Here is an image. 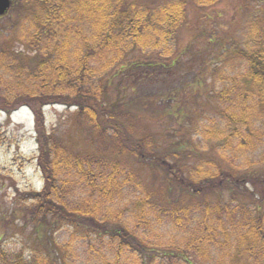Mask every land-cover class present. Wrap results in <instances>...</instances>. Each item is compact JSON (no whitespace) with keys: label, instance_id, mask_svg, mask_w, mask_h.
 <instances>
[{"label":"trees","instance_id":"1","mask_svg":"<svg viewBox=\"0 0 264 264\" xmlns=\"http://www.w3.org/2000/svg\"><path fill=\"white\" fill-rule=\"evenodd\" d=\"M19 1L16 41L0 45V112L8 119L22 108L33 113L37 151L28 161L36 163L43 188L17 190L6 220L17 226L14 214H21L22 231L31 226L37 249L0 238V264H71L67 254L78 235L109 237L112 264L125 258L139 264L155 241L142 229L155 236L163 218L183 228L178 233L185 245L182 258L166 254L167 264H264V169L250 159L259 156L264 166V12L231 44L228 60L241 62L238 69L208 72L220 84L212 81L217 117L203 126V135L223 147L192 163L189 142L160 151L157 138L135 126L165 118L174 101L191 122V102L198 99H187L185 91L194 87L149 94L139 87L160 81L178 63L171 45L189 25V7L221 0H164L157 6L141 0ZM127 90L128 101L122 94ZM48 106L74 111L92 134L89 153L77 152L48 127ZM157 171L164 180L148 193L142 173ZM129 203L136 207L132 220L126 218ZM63 228L72 230V244L58 242Z\"/></svg>","mask_w":264,"mask_h":264},{"label":"rangeland","instance_id":"2","mask_svg":"<svg viewBox=\"0 0 264 264\" xmlns=\"http://www.w3.org/2000/svg\"><path fill=\"white\" fill-rule=\"evenodd\" d=\"M14 5L10 13L0 19V45L16 41L18 28L19 12L22 10L21 1L13 0ZM146 5H160L164 0H141ZM18 4V5H16ZM260 0H221L213 7L196 8L190 6L188 11L189 25H184L177 31L174 38L176 42L171 45V50H177L179 54L178 63L172 68L170 73L164 74L160 81H154L151 84L143 85L140 92L149 94L153 92H166L171 88L182 86H193V89L185 91L188 93L187 99L197 98L198 102H191L193 119L188 121L184 119V111L180 107L179 101L171 104L170 114L160 121H137L135 129L137 132L152 133L157 138L160 151H163L174 143L189 142L192 156L190 161L194 163L198 155L216 156L217 152L223 147V143L218 144L213 140L207 141L203 135V126L209 125V119L216 118L215 103L209 97L214 76L209 75L211 68L224 66L226 73L238 69L241 62L230 61L228 51L231 50L232 43H238L242 40L247 27L253 19L264 12V3ZM15 48L21 51L23 48L16 45ZM167 55V51L159 49L157 54ZM120 69L118 68L116 72ZM209 70V71H208ZM122 75V74H120ZM119 75V76H120ZM118 80L112 81L109 100L116 98L115 86ZM202 82V86L198 84ZM216 86H219V80ZM125 83V82H124ZM128 85V84H127ZM210 85V86H209ZM122 94L127 101L131 99V93L127 90ZM187 107V106H186ZM63 106L46 107L47 125L63 140L68 142L72 148L79 153H89L93 146L91 143L92 134L90 130L79 125L74 116V111ZM190 111V107H188ZM191 112V111H190ZM181 113V116H180ZM192 113L191 116H192ZM190 118V116H189ZM0 238L9 246H34V239L31 235V226H27L22 231V216L19 213L14 214V223L18 226L10 227L6 222L9 219V212L15 208V197L17 190L20 193L28 189L39 188L38 182L41 180L36 163L29 162L37 151L35 121L34 115L27 108L20 109L14 113L11 119L0 112ZM186 129H185V128ZM185 132V135L183 134ZM253 159V165L261 166L259 156L250 157ZM183 163H187V156H182ZM147 191L157 192L160 184L164 180V174L161 172H149L143 175ZM135 192V190H133ZM156 202H158L156 200ZM136 212V207L129 203L126 218L132 220V213ZM156 225L153 224V229ZM160 232L151 235L152 230L146 232L148 237L155 239L148 246L150 257L146 256L139 264H164L166 254H177L182 258L185 247L182 235L178 232L183 231L182 227H175L168 223L166 218L160 222ZM174 238L172 243L171 239ZM73 242L67 259L71 264H112L115 256V248L111 247L109 237L99 238L97 236H77ZM56 238L60 244L70 242L72 244V230L63 228L58 231ZM37 249V246H34ZM129 255V253H128ZM129 257V256H128ZM179 260V259H178ZM124 264H137L134 259L128 262L125 258ZM202 263L212 264L213 262L202 261ZM167 264V263H166ZM180 264H186L182 261Z\"/></svg>","mask_w":264,"mask_h":264},{"label":"water","instance_id":"3","mask_svg":"<svg viewBox=\"0 0 264 264\" xmlns=\"http://www.w3.org/2000/svg\"><path fill=\"white\" fill-rule=\"evenodd\" d=\"M11 0H0V17H3L7 14L11 8Z\"/></svg>","mask_w":264,"mask_h":264}]
</instances>
